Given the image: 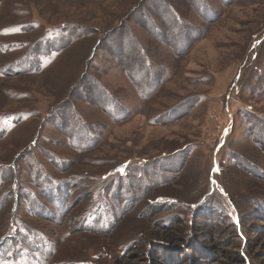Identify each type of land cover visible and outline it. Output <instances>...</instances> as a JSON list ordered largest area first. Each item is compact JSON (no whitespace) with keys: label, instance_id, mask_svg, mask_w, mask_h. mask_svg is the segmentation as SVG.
Segmentation results:
<instances>
[{"label":"rangeland","instance_id":"1","mask_svg":"<svg viewBox=\"0 0 264 264\" xmlns=\"http://www.w3.org/2000/svg\"><path fill=\"white\" fill-rule=\"evenodd\" d=\"M0 115V264H174L172 230L226 256L212 202L259 264L264 0H0ZM157 198L179 210L146 214Z\"/></svg>","mask_w":264,"mask_h":264},{"label":"trees","instance_id":"2","mask_svg":"<svg viewBox=\"0 0 264 264\" xmlns=\"http://www.w3.org/2000/svg\"><path fill=\"white\" fill-rule=\"evenodd\" d=\"M95 48H94V52L97 51V49H95ZM94 52L91 54V57L94 56ZM26 57H30V56L28 55ZM21 63H22V61L20 63H18L16 66H19ZM39 71L43 72L42 69H40V68H39ZM17 74L21 75L22 73H20V72L19 73L18 72L13 73V71H12V75H17ZM12 116L13 115L6 117L3 115H0V122L4 121V120H9V118H11ZM15 118H16V120L13 122V125L17 127L19 124L18 123L19 118L18 117H15ZM249 131L251 132V129H249ZM177 153H180V152H177ZM124 164H122V166ZM10 177L12 179L11 175H10ZM10 177L8 176V179L6 180V182L10 181ZM218 184H219L218 193L220 194V196L224 197V199L227 198V201H230V202L234 201L231 198V196H229V193L222 186L220 181H218ZM211 186H212V183H211ZM7 192H9V195L10 194L14 195V191L12 189H11V191L8 190ZM210 192L211 193L214 192L212 190V188H211V190L209 188V194H210ZM208 197H209V195L207 196V198ZM207 198H202L200 201L201 204H198V206L192 205L191 207L193 209L195 207L196 208L201 207L202 205H204V202H207V200H208ZM114 199H116V201H119L120 204L123 203L122 207L126 208L127 211H129L133 208V205L130 203V199L127 196L121 197V196L117 195V196H115ZM176 204H178V202L175 199L157 198L153 202L152 207L149 208L147 210L148 212L146 211L145 213L146 214H151V213L153 214V212L155 210H161V209L164 211H169V209H174V207L176 210H179V207L176 206ZM214 204H216L218 206L217 207L211 206V208L208 206L201 207L202 210H204V211H203V214H201L202 217L201 216L200 217L204 218L206 220V222H209V226H211L212 228H215V229H217L219 226H221V225L223 226L225 224L224 227H226V228H224V230H222L221 233H223L225 231V229H231V231H230L231 233L227 234V235H229L227 240L230 243V247L232 249L231 252H229L226 256L225 255L222 256L220 253H218V251L213 252L212 251L213 247L210 244H207L208 241L210 240V238L207 237L206 231H202V232L198 233L197 238H196V236H194L193 231L190 234L186 233V235H183V237H182L181 235H173L174 232H172L173 231L172 230V231H170V233H165L164 236L162 234V236L157 237L155 239V245L160 248L159 249L160 252L163 253V251H167V252H165L166 253L165 257H166L167 261L170 262V258L172 257L173 259L171 261L174 262V264H180V262L183 261L182 260L183 257H182V255L180 257L179 252H184L185 257L187 256L190 258L191 264H250V260L247 258L246 251H245L247 248V244L249 242H247L244 227H241V224L243 223V218L241 217L240 214L238 215V213H237V216H236V214L231 215L229 213V211H227L224 208V206L220 205L217 202L216 203L212 202V205H214ZM261 204H264V201H262ZM255 209L262 211V209H264V206H261L260 204H258V207L257 208L255 207ZM259 212L256 213V215L258 217L262 216L261 212L260 213ZM206 215H208L207 216L208 219H207ZM211 216H213V217L215 216L216 218L214 219ZM234 216L237 219H233ZM175 218H176V216H172L170 219H167L165 221L166 225L167 224L170 225V222L176 220ZM201 218H199V219H201ZM262 219L260 218L259 221L264 222V220H262ZM200 223H203V222L201 221ZM194 225H195L194 222H192L190 226L193 227ZM83 227H84V225L82 224V228ZM83 230H85V229H83ZM227 235L225 237H227ZM258 235L260 237H262V236L264 237L263 233H260ZM188 237H189V239H188ZM239 242L242 243L241 247H239ZM197 247H200V249H197ZM154 248H155V246H154ZM197 250H198V252H197ZM147 255H149V254L147 253ZM261 256H262L261 258H254L255 261H257L259 264L264 263V252L261 253ZM221 257L225 259V262H221V260H222ZM156 259L157 258H155V261H156Z\"/></svg>","mask_w":264,"mask_h":264},{"label":"built area","instance_id":"3","mask_svg":"<svg viewBox=\"0 0 264 264\" xmlns=\"http://www.w3.org/2000/svg\"><path fill=\"white\" fill-rule=\"evenodd\" d=\"M227 134H228V132H227L226 128H222L220 131L219 138L217 139L216 144L214 146L216 149L215 153H217L219 151V148L225 143Z\"/></svg>","mask_w":264,"mask_h":264}]
</instances>
